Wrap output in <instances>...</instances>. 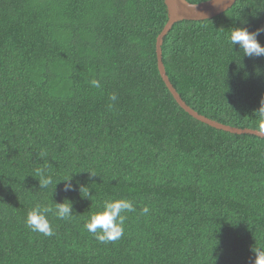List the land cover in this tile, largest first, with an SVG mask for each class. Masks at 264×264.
<instances>
[{
	"label": "trees",
	"instance_id": "trees-1",
	"mask_svg": "<svg viewBox=\"0 0 264 264\" xmlns=\"http://www.w3.org/2000/svg\"><path fill=\"white\" fill-rule=\"evenodd\" d=\"M167 21L163 0H0V264H264V139L177 105ZM161 53L191 110L264 134V0Z\"/></svg>",
	"mask_w": 264,
	"mask_h": 264
},
{
	"label": "water",
	"instance_id": "water-1",
	"mask_svg": "<svg viewBox=\"0 0 264 264\" xmlns=\"http://www.w3.org/2000/svg\"><path fill=\"white\" fill-rule=\"evenodd\" d=\"M163 1L167 11L168 21L164 29L156 39L155 53L157 58V69L159 75L163 83L165 84L167 90L173 97L174 101L182 110H184L192 118L196 119L197 121L211 128L228 132L231 134L252 135L264 139L263 133L257 131H251V130H239L231 127H226L195 113L181 100L175 89L170 84L162 63L161 46L163 43V39L172 29L174 24L182 21L199 22V21L210 20L229 10L236 3L237 0H209L200 4H190L185 0H163Z\"/></svg>",
	"mask_w": 264,
	"mask_h": 264
}]
</instances>
